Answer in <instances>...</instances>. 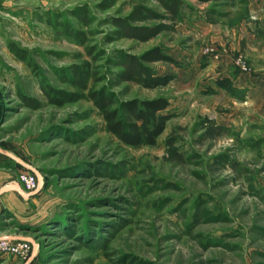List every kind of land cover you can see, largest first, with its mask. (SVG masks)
Segmentation results:
<instances>
[{"label": "rangeland", "instance_id": "obj_1", "mask_svg": "<svg viewBox=\"0 0 264 264\" xmlns=\"http://www.w3.org/2000/svg\"><path fill=\"white\" fill-rule=\"evenodd\" d=\"M185 2L172 29L153 1L0 0V189L24 172L41 187L27 193L30 211L0 218V238L29 244V258L0 264H264V57L239 49L253 20L245 0ZM140 5L156 15L135 25L156 29L149 42L113 25ZM199 20L212 30L203 34ZM219 45L235 54L230 91L217 85L226 80ZM157 49L179 64L150 66L173 77L166 87L120 78L125 60ZM76 70L93 74L89 89L122 119L128 103L167 99L172 119L156 145H123L88 100L51 105L43 89L76 95ZM242 76L253 90L234 84Z\"/></svg>", "mask_w": 264, "mask_h": 264}, {"label": "trees", "instance_id": "obj_2", "mask_svg": "<svg viewBox=\"0 0 264 264\" xmlns=\"http://www.w3.org/2000/svg\"><path fill=\"white\" fill-rule=\"evenodd\" d=\"M121 0H110L112 4ZM134 2L136 0H129ZM156 2L160 10L164 13L159 19L169 22L172 29L178 23L184 20V11L186 7L185 0H144ZM200 4L217 3L226 0H196ZM87 15L81 17V21L88 24ZM156 16L154 12L140 5L135 9L133 14L124 20H115L113 25L117 27L123 38L138 40L140 42H149L153 40L158 33L156 29L148 27H137ZM79 18V17H78ZM80 20V18H79ZM67 36L73 38L76 42H84L86 35L68 29L64 26ZM12 53L20 60L26 61V52H21L17 47H11ZM168 63L178 66V62L161 49L149 52L140 58L129 57L124 62V73L120 74V78L124 82H136L146 88L166 87L172 80V76H158L150 68L151 65L157 63ZM30 65V64H29ZM76 73V82L73 85L77 91L76 95L67 97L65 94H60L58 91L50 87H45L43 93L51 105L62 106L66 103H78L81 100H88L98 110L101 115L106 131L114 136L123 145L141 149L145 146H155L157 140L163 135L166 130L167 123L172 119L171 115L163 113L169 108L170 104L167 99L160 98L154 101L132 102L125 106L127 115L125 118H120L119 112L114 111V102L105 93L97 92L94 88L89 89V82L94 80L92 73L82 74L79 71ZM70 84V83H69ZM218 88L221 90L230 91V80H222L217 82ZM23 101H27L25 97L19 94ZM59 98V101L57 98ZM32 109H38L39 106L30 105Z\"/></svg>", "mask_w": 264, "mask_h": 264}, {"label": "crops", "instance_id": "obj_3", "mask_svg": "<svg viewBox=\"0 0 264 264\" xmlns=\"http://www.w3.org/2000/svg\"><path fill=\"white\" fill-rule=\"evenodd\" d=\"M246 1V9H247V17L249 19H252L251 23L248 27L243 26V31L245 35V41L244 45L239 46V49L243 51V53L247 54L248 56H251L250 53H247V50H252L257 53L252 55L255 56H263L264 57V36H258L255 34V29L258 30L259 26L264 27V0H245ZM212 25L210 22L199 20L197 24V28L201 29V32L203 34H207L212 30ZM253 30V33L247 32V28H250ZM215 41H218L215 40ZM217 44V43H215ZM220 48V57L221 63L224 66V69L221 71L224 74V78H230L229 75V67H233L232 63V57L235 56L233 54L232 50L227 51L222 45H219ZM223 79V78H222ZM241 80V81H240ZM239 81H235L234 84L241 88V89H250L253 90L250 86H256L253 81L248 76L241 77ZM256 82V81H255ZM261 87H264V81L260 83ZM252 88V89H251ZM5 182H2V186L0 189V218L2 216L3 211L7 210L9 211L13 216H17V214H20L23 211H30L32 203H34V199H28L27 193L22 189L21 185L16 182L11 176L5 175ZM8 182V183H7ZM6 183V185L4 184Z\"/></svg>", "mask_w": 264, "mask_h": 264}, {"label": "built area", "instance_id": "obj_4", "mask_svg": "<svg viewBox=\"0 0 264 264\" xmlns=\"http://www.w3.org/2000/svg\"><path fill=\"white\" fill-rule=\"evenodd\" d=\"M242 70L246 72L247 69L243 67ZM18 180L26 193L37 194L41 191L37 177L30 172L20 173ZM30 253L31 248L29 244H16L12 243L11 240L0 238V257L12 256L21 260H27Z\"/></svg>", "mask_w": 264, "mask_h": 264}]
</instances>
